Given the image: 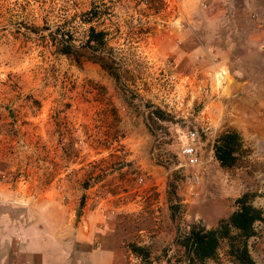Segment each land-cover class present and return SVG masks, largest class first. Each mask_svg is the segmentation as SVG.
Here are the masks:
<instances>
[{
    "label": "rangeland",
    "instance_id": "1",
    "mask_svg": "<svg viewBox=\"0 0 264 264\" xmlns=\"http://www.w3.org/2000/svg\"><path fill=\"white\" fill-rule=\"evenodd\" d=\"M237 1L0 0V255L38 231L69 240L60 251L70 264L82 263L75 237L115 251L111 264L180 257L181 235L204 226L194 215L204 200L182 201V135L192 126L200 141L223 134L210 121L228 64L240 69L239 57L251 56L253 76L261 75L264 0H248L254 10L236 19L229 9ZM88 26L104 31L101 50L83 46ZM56 27L71 34L75 54L57 52ZM99 53L115 74L94 61ZM255 139L264 147V137ZM238 141L226 182L236 176L241 194L264 210L262 156L249 161L250 145ZM104 222L106 239L95 229ZM253 231L247 251L264 264V214ZM227 248L221 241L203 264H237Z\"/></svg>",
    "mask_w": 264,
    "mask_h": 264
},
{
    "label": "crops",
    "instance_id": "2",
    "mask_svg": "<svg viewBox=\"0 0 264 264\" xmlns=\"http://www.w3.org/2000/svg\"><path fill=\"white\" fill-rule=\"evenodd\" d=\"M256 6H259V4L256 3ZM229 10L234 15L233 18L237 19V16L243 13L253 11L254 6L248 0H242L241 2L232 3ZM258 10H260L259 7ZM263 36L264 32L258 34V37ZM261 40L263 42V39ZM221 47L224 52H228L231 49H228V46ZM234 47L237 52L248 53L253 49L241 45H233ZM259 47L261 48L262 46L259 45ZM258 52H261V55L264 54V50L262 49L258 50ZM252 53L253 51L251 50ZM243 57H239L240 60L243 59L242 67L239 68L250 67L248 71L235 70L229 64L226 66L228 77L225 78V83L219 90L223 104L217 112L214 121H210V130L212 132L223 131V133L235 132L242 139H245V143L251 147V150L247 153L249 161L254 162L258 156H262V164H264V154L260 153L264 147L262 146L261 149H258L259 147L255 141L257 136L264 137V64H262L264 56H261L262 62L258 64L261 66L259 71L260 76H253V58L251 56L246 57V55ZM247 61L249 62V66H247ZM207 141V138L203 141L199 140L196 148L199 160L197 165V170L200 174L199 183L192 184L186 178L187 180H185L182 186V195L184 197L182 201L194 202L204 200L203 203L200 202V205H202L201 210L197 208L194 215L199 214L205 228H211L216 226L217 219L229 214L234 209L232 206L234 197L242 193V188L236 176L229 178L228 182H226L225 174L229 170L227 167H222L218 164L213 156V142L212 140ZM257 171L258 175H260V170ZM222 190L226 193L223 194ZM231 202L232 204H229L228 207L227 204ZM261 212L264 214V210L261 209ZM109 226L108 222H104L98 224L95 229L98 230L100 235L104 234V237H102L106 239L108 234L106 230L109 229ZM76 231V235L77 233L81 234L80 231L78 232V227ZM34 236L37 237L22 239L19 242L14 241L10 256L6 258V255H0V264H70V261L65 259V255L61 252L63 245L69 243V240H66L67 242L64 241L62 244L61 239L56 237L52 239L43 238L38 231L37 235ZM74 239L83 241L80 242L81 244H76L77 250L79 249L80 252L78 254L82 262L80 264H86L83 261H87V264H111L114 260L115 251L109 250V247L87 249L85 244H87L86 241H90L89 238L75 237L72 240Z\"/></svg>",
    "mask_w": 264,
    "mask_h": 264
},
{
    "label": "trees",
    "instance_id": "3",
    "mask_svg": "<svg viewBox=\"0 0 264 264\" xmlns=\"http://www.w3.org/2000/svg\"><path fill=\"white\" fill-rule=\"evenodd\" d=\"M144 1L149 5L152 4L150 2L152 0ZM94 13L90 9L82 12L85 15L90 14L85 21L90 20ZM58 29L59 27H56L57 31L52 32L57 52L67 56L75 54L77 50L72 42L71 34L63 28ZM103 45L104 31H96L92 26H88L83 46L91 50H101ZM94 61L115 74L113 71L115 68L102 54H97ZM238 148V135L235 132L219 135L212 144L213 156L222 167H229L233 164L234 153ZM246 198L245 194L235 197L234 209L226 217L218 220L214 227L205 228L200 225H191L177 242L181 251L180 257L173 261L167 260L166 264H203L205 260L215 256L220 242L224 240L228 245L227 253L237 264H253L247 251L246 239L254 233L253 223L262 218V212L253 207Z\"/></svg>",
    "mask_w": 264,
    "mask_h": 264
},
{
    "label": "built area",
    "instance_id": "4",
    "mask_svg": "<svg viewBox=\"0 0 264 264\" xmlns=\"http://www.w3.org/2000/svg\"><path fill=\"white\" fill-rule=\"evenodd\" d=\"M199 141L197 129L189 127L182 135V143L177 147L176 156L178 166L185 168V174L192 184L199 183L200 174L197 170L198 154L196 151ZM138 181H142V177H138Z\"/></svg>",
    "mask_w": 264,
    "mask_h": 264
}]
</instances>
